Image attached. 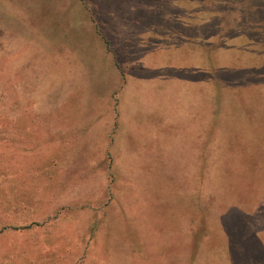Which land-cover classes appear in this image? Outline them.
I'll list each match as a JSON object with an SVG mask.
<instances>
[{"label":"rangeland","instance_id":"rangeland-1","mask_svg":"<svg viewBox=\"0 0 264 264\" xmlns=\"http://www.w3.org/2000/svg\"><path fill=\"white\" fill-rule=\"evenodd\" d=\"M142 59L203 79L191 181L130 136L114 163ZM251 243L264 257V0H0V264H243Z\"/></svg>","mask_w":264,"mask_h":264},{"label":"crops","instance_id":"crops-1","mask_svg":"<svg viewBox=\"0 0 264 264\" xmlns=\"http://www.w3.org/2000/svg\"><path fill=\"white\" fill-rule=\"evenodd\" d=\"M174 59L180 61L182 56ZM133 65L142 74L129 73L115 93L114 163L125 165L131 161L128 156L132 154L125 150L126 136H130L138 146L143 143L147 156L152 158L159 151L163 152L164 157H159L164 161L171 152L177 158L185 154L189 159L180 163L189 165H184L188 172L183 179L193 180L195 175L191 174L199 172L202 163V117L212 113L203 107V79H195V68L186 65L155 64L144 59ZM206 96L211 102V96ZM119 143L123 145L119 147Z\"/></svg>","mask_w":264,"mask_h":264},{"label":"trees","instance_id":"trees-1","mask_svg":"<svg viewBox=\"0 0 264 264\" xmlns=\"http://www.w3.org/2000/svg\"><path fill=\"white\" fill-rule=\"evenodd\" d=\"M170 21H176V22H181V21H179V20H176V18L174 17V18H171V20ZM210 21H208V23H209ZM207 23V24H208ZM179 25H181L182 27H183V24H181V23H178ZM203 26H205L204 24L202 25V28H203ZM219 32H215L214 34H211V35H216V34H218ZM175 34V36H177L178 37V39L179 40H181V41H179L180 43H185L184 41H187L188 43H192V44H194V41H195V45H198V46H200V47H205V48H208V47H210L209 45H208V43L207 42H205L204 40L207 38V37H209L210 35H205V33H202V31L200 32H197V33H195V34H191L190 36H187L185 33H183V31H177L176 33H174ZM188 40H190V41H188ZM221 45V44H220ZM259 243V242H258ZM257 243V244H258ZM257 244H255V243H251L250 245H249V249L250 250H253L255 253H256V250L258 249V251H259V257L258 258H256V259H251V258H248V257H246V258H244L243 260H241V259H239L241 262H243V264H264V257H263V253L261 252V250H260V248H259V245H257ZM227 245H228V255H229V257L231 258V255L232 254H236V255H238V253H239V248H238V244L236 243V242H232L231 240H230V238H229V236H227ZM243 251V250H242ZM255 255V254H254ZM256 256V255H255ZM233 264V263H232Z\"/></svg>","mask_w":264,"mask_h":264}]
</instances>
